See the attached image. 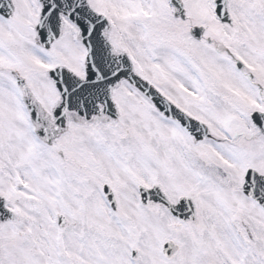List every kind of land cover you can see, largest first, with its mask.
Here are the masks:
<instances>
[{
  "label": "snow or ice",
  "instance_id": "1",
  "mask_svg": "<svg viewBox=\"0 0 264 264\" xmlns=\"http://www.w3.org/2000/svg\"><path fill=\"white\" fill-rule=\"evenodd\" d=\"M0 264H264V0H0Z\"/></svg>",
  "mask_w": 264,
  "mask_h": 264
}]
</instances>
